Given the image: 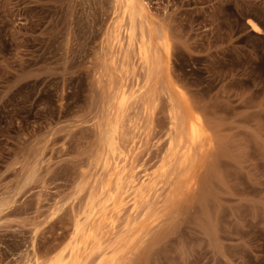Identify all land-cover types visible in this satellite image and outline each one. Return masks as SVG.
Wrapping results in <instances>:
<instances>
[{
	"label": "rangeland",
	"instance_id": "rangeland-1",
	"mask_svg": "<svg viewBox=\"0 0 264 264\" xmlns=\"http://www.w3.org/2000/svg\"><path fill=\"white\" fill-rule=\"evenodd\" d=\"M0 264H264V0H0Z\"/></svg>",
	"mask_w": 264,
	"mask_h": 264
},
{
	"label": "bare ground",
	"instance_id": "bare-ground-1",
	"mask_svg": "<svg viewBox=\"0 0 264 264\" xmlns=\"http://www.w3.org/2000/svg\"><path fill=\"white\" fill-rule=\"evenodd\" d=\"M129 1H131V0H129ZM130 3V2H129ZM128 3V4H129ZM249 24L251 25V27L255 30V31H257V32H260L261 30H262V28H261V26L256 22V21H254V20H252V19H250L249 20ZM149 40V39H148ZM148 40H146V42L148 41ZM145 41V40H144ZM143 41V42H144ZM142 47V46H141ZM140 54H141V56H142V58H143V60L144 61H146V62H150V56H149V47L147 46V47H145V48H143L141 51H140ZM151 64V63H150ZM157 66V65H156ZM155 67V66H154ZM156 68V67H155ZM154 71H155V69H154ZM194 121V120H193ZM188 122V121H187ZM187 122L185 123V124H187ZM189 122H191V120L189 121ZM188 122V123H189ZM184 123H183V125H184ZM188 126H190V129L188 130L185 126V128H186V130L187 131H189V135H188V140H189V142L190 143H192V144H197V142L199 141V140H201L202 138H203V136H204V131H202L203 129H202V126L200 127V125L197 123V122H191V124L190 125H188ZM188 133V132H187Z\"/></svg>",
	"mask_w": 264,
	"mask_h": 264
}]
</instances>
